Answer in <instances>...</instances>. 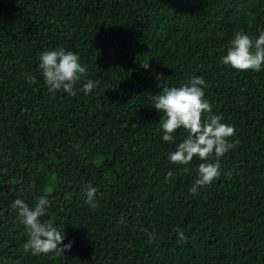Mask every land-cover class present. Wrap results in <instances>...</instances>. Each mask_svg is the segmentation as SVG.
<instances>
[{
	"label": "trees",
	"instance_id": "1",
	"mask_svg": "<svg viewBox=\"0 0 264 264\" xmlns=\"http://www.w3.org/2000/svg\"><path fill=\"white\" fill-rule=\"evenodd\" d=\"M262 30L264 0H0V264H264V66L221 62L235 33ZM59 48L88 69L74 96L49 91L39 68ZM194 76L236 129L221 176L196 194L204 161L168 160L188 133L165 142L152 107L162 80ZM40 196L72 242L62 256L23 249L11 205Z\"/></svg>",
	"mask_w": 264,
	"mask_h": 264
},
{
	"label": "clouds",
	"instance_id": "2",
	"mask_svg": "<svg viewBox=\"0 0 264 264\" xmlns=\"http://www.w3.org/2000/svg\"><path fill=\"white\" fill-rule=\"evenodd\" d=\"M230 47L222 57L224 65L231 66L237 71L259 72L264 66V30L255 40L243 31L234 34L229 42ZM147 69L150 62L142 63ZM39 68L49 91L63 90L76 95L75 86L88 74V69L80 62L78 54L59 48L44 51L40 54ZM158 79L161 77L158 76ZM29 83H35L34 76H27ZM98 85L91 79L83 84L82 91L90 94ZM160 92L152 96L153 106L162 113L160 126L163 130L162 139L175 143V136L183 128L188 135L176 145V149L168 154V160L176 165H189L194 157L204 161L198 165V178L190 191L197 193L199 187L212 184L222 174L220 158L235 148L232 139L236 135L234 126L224 123L223 116L214 114L211 103L205 99L207 82L200 76L191 77L179 86H169L162 82ZM97 189L91 184L86 189V203L95 209ZM12 208L18 212L20 222L25 226L27 241L23 244L25 252L32 255L62 256L70 250L72 242L63 244L64 231L55 226L53 218H45L50 201L46 196H40L34 207L23 199L17 198ZM149 242L156 239L154 232L147 233ZM180 239L185 238L182 230H178ZM63 245V246H61Z\"/></svg>",
	"mask_w": 264,
	"mask_h": 264
}]
</instances>
